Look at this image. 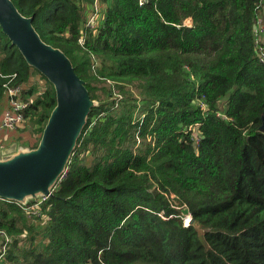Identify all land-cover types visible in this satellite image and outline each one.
Returning <instances> with one entry per match:
<instances>
[{
  "label": "trees",
  "instance_id": "trees-1",
  "mask_svg": "<svg viewBox=\"0 0 264 264\" xmlns=\"http://www.w3.org/2000/svg\"><path fill=\"white\" fill-rule=\"evenodd\" d=\"M12 1L95 104L50 195L0 198V264H264V0ZM15 85L0 158L55 105L0 27V122Z\"/></svg>",
  "mask_w": 264,
  "mask_h": 264
},
{
  "label": "water",
  "instance_id": "water-1",
  "mask_svg": "<svg viewBox=\"0 0 264 264\" xmlns=\"http://www.w3.org/2000/svg\"><path fill=\"white\" fill-rule=\"evenodd\" d=\"M0 27L25 61L40 71L55 91V105L37 146L0 158V198L23 202L27 197L52 193L95 101L69 57L42 40L32 25V16L21 14L12 0H0Z\"/></svg>",
  "mask_w": 264,
  "mask_h": 264
},
{
  "label": "built area",
  "instance_id": "built-area-1",
  "mask_svg": "<svg viewBox=\"0 0 264 264\" xmlns=\"http://www.w3.org/2000/svg\"><path fill=\"white\" fill-rule=\"evenodd\" d=\"M146 0H139V3H143ZM97 9L98 4H94V8H92L91 13H89V19L87 24L90 26H94L95 20L97 17ZM92 16V19H90ZM189 19H186V22H189ZM261 60H264V54L260 55ZM20 90L18 85L15 86H7L6 91L8 95V104L3 112L0 128L1 129H13L17 125H19L23 118L22 108L25 106V102L15 97V94ZM4 235V232L0 230V236ZM6 240L8 237L5 235ZM4 246V245H3Z\"/></svg>",
  "mask_w": 264,
  "mask_h": 264
},
{
  "label": "rangeland",
  "instance_id": "rangeland-1",
  "mask_svg": "<svg viewBox=\"0 0 264 264\" xmlns=\"http://www.w3.org/2000/svg\"><path fill=\"white\" fill-rule=\"evenodd\" d=\"M90 19H92V16H90ZM6 150H7V148H0V151H3V152H4V151H6ZM187 215H188V214H187ZM187 218H188V217L186 216V217H185V220H186Z\"/></svg>",
  "mask_w": 264,
  "mask_h": 264
}]
</instances>
